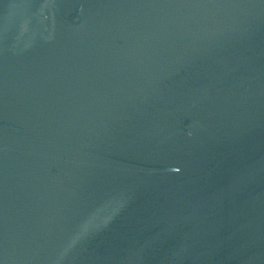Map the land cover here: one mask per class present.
<instances>
[{
	"label": "water",
	"instance_id": "obj_1",
	"mask_svg": "<svg viewBox=\"0 0 264 264\" xmlns=\"http://www.w3.org/2000/svg\"><path fill=\"white\" fill-rule=\"evenodd\" d=\"M0 264H264V0H0Z\"/></svg>",
	"mask_w": 264,
	"mask_h": 264
}]
</instances>
